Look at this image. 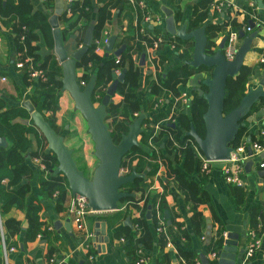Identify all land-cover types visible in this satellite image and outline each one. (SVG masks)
Returning <instances> with one entry per match:
<instances>
[{
    "label": "crops",
    "instance_id": "crops-1",
    "mask_svg": "<svg viewBox=\"0 0 264 264\" xmlns=\"http://www.w3.org/2000/svg\"><path fill=\"white\" fill-rule=\"evenodd\" d=\"M29 1L32 13L44 15L48 18L47 24L36 25V38L33 44L38 47L37 52L41 62H48L47 70L57 69L62 80V68L54 53L55 42L50 18L57 10H61V14L58 16L59 28L62 31L64 47L68 52H72L83 45L88 26L95 24L97 10L108 0H90L95 8L90 17H79L78 14L73 12L68 13L70 4L74 0ZM84 1L78 0L80 4ZM133 1L131 3L128 0H122V3L117 6L109 7L111 15L105 23L99 38L103 39L106 36L109 39L113 36L116 38L112 51L109 52L114 56H116L115 52L123 45L126 47L131 46L130 59L139 68L138 101L141 106L140 111L134 112L145 113L147 119H151V114L154 112H167L168 105L160 109L155 106L152 109L153 111L151 110L152 95L150 88L155 82L154 73L157 79L159 76L165 77L168 70L184 64L187 65L186 60L192 58L194 40H181L167 33L164 8L173 10L178 26L187 24L188 31L206 26L207 51L209 53H213L223 38L232 31H238L239 33L240 30H244L251 33L258 30V35L253 39L251 50L246 54L244 60V65L252 68L248 88L258 86L260 81L264 79V0H227V3L219 10L215 8L217 0H212L211 6H209L208 0ZM10 3L18 4L19 0H3L4 7H7ZM199 4L201 9L198 8L196 13L195 9ZM207 6H209V10ZM147 14L153 17L152 21L146 22L145 16ZM13 17V13L4 15L0 11V98L4 100L8 108H25L30 117L27 119L18 118L17 120L29 126L36 127L25 103L30 102L36 110L44 111L45 118L51 123L54 130L65 138L66 144L74 150L73 157L77 164L85 166V174L89 176L92 174L98 160L96 157H91L87 152L89 150V140L87 135L83 134V123L78 116L80 112L75 108L74 110L70 109V102L73 99L68 92H62L61 89L58 92V107L55 111L44 109L43 100L36 94L40 84L30 79V77L25 81L24 73L26 70L19 69L16 66L18 52L15 46L16 33L13 30L16 22L11 23ZM249 20L254 22V30H247ZM159 36H164L165 39L158 44L156 50H153V45L146 39H151L154 43ZM106 44L103 45L102 53H100L101 56H104L103 58L109 55L105 50ZM241 44L242 40L238 38V47ZM186 54H190L191 57L186 59ZM143 55H145V59L142 64ZM26 57L32 58L34 62V56L25 55L23 58ZM79 64L77 73L78 81L81 82L87 69L79 66ZM189 67L191 75L185 87H182L179 93L182 90H189L192 104L179 114L190 115L195 99L203 98L194 88L201 87L203 90H207L206 87L199 86V83L204 78L211 76V69L209 68L196 69ZM87 68L93 72L85 77L86 82L93 74H96L95 71L97 70V67L93 65H89ZM39 69L44 72V69ZM149 75L150 79L148 78ZM154 97L156 99V96ZM123 100L124 96L117 89L112 104H119ZM112 104L107 108L106 123L115 142H119L121 134L128 131L129 124L134 120H131L132 112L127 117L121 112L112 110ZM245 123L246 134L242 139L246 138L248 141L251 138V141H257L263 138L260 136V132L264 130V100H261L255 106L254 111L245 119ZM153 125H155L153 122H150L149 125L143 124L144 131L151 132L152 136L147 144L141 143V147L151 155L146 160L144 170L137 171L145 175L144 178H140L144 193L133 192V197L141 199L139 202H142V206L138 205V212L133 211L132 216L127 215V217L130 216L132 226L125 223L127 217L121 219L117 216L123 213L120 207L122 202L119 204L118 210L92 212L87 217L88 229L93 237L97 232L96 223L106 224V234L109 237L107 243L94 242L93 237L85 242L83 241L84 234L76 230L73 219L67 211L72 193L64 175L58 174L63 177L66 185L64 199L60 200L61 193L59 191H52L42 186V179L46 178L47 174H42V170H40L38 162L35 160L42 161L44 157H52L54 154L48 150L47 140L37 127V132L27 133L29 144L23 152L25 159L19 164V166H27L21 184L29 185L26 204L40 208L39 221H37L39 222L38 225L40 224L41 232L35 235V228L31 226L25 208L13 205L5 213H1L0 210L1 264H133L136 251L130 252L125 249L128 240L124 227H134L132 217L150 220L152 216L151 208L155 199L157 222L160 218H164L165 224L162 232H157L156 227H152L153 248L141 246L144 254L149 257L150 264H159L160 234H164L166 240L164 250L172 258L171 264H195V262L186 261L184 257L178 254L176 247L178 245L195 253L197 255L196 261L199 260L201 264H218L217 259L211 258L212 253L215 252L213 251L215 242L219 238V234L223 236V245L217 251L218 253L223 248L229 233L238 236L236 240L238 250L244 251L243 254L238 252L236 264H264L262 257L264 254V172L259 173L264 169L259 166L260 162L264 160V151L253 155L252 158L255 163L248 171L245 166L251 157L245 160L242 172L245 181L243 186H237L225 180L222 171L223 164H215L208 174L199 172L196 165L191 164L190 167H184L182 162L178 165L201 192L202 202L197 206V210L201 213V224L200 228L197 229L193 223L191 205L187 202L178 180L170 172L168 163L164 160V156L167 155L170 159H173V155L168 154L164 149L165 140L160 135L161 131L154 130ZM169 125L177 126V124ZM6 140L8 141L7 147H9L11 142L7 138ZM195 147H198L197 144ZM153 152H155V155ZM33 153H37V156L32 155ZM137 161L135 159L130 164L131 169ZM52 175L56 174L53 172ZM4 182L9 189L10 184H8V181L5 180ZM56 192H59L58 196L55 195ZM161 201L165 212L161 210ZM148 213H150V217H148ZM172 219L182 224L181 229L172 223ZM7 221H13L14 226L4 225ZM182 230H186L190 234V238ZM251 230L257 231L258 236L261 238V247L258 254L249 261L246 259V249ZM168 242H171L173 247H167ZM4 243L8 248L12 247L7 255H5ZM203 259L207 262L203 263Z\"/></svg>",
    "mask_w": 264,
    "mask_h": 264
},
{
    "label": "trees",
    "instance_id": "trees-1",
    "mask_svg": "<svg viewBox=\"0 0 264 264\" xmlns=\"http://www.w3.org/2000/svg\"><path fill=\"white\" fill-rule=\"evenodd\" d=\"M211 2L213 3L212 0H208V3L210 4L209 6H211ZM119 3H122V0H108L99 7L97 10V19L94 24V38L100 37L102 29L111 15L109 7L117 6ZM209 6H207L208 10ZM198 8L199 10L201 9L200 4L195 9L196 13L198 12ZM69 10H71L74 14H78L79 17H90L91 12H94L95 8L90 0H85L82 4H80L78 0H74L70 4ZM0 11L1 14L4 15L10 13L14 14V17L11 19V23L16 22L13 30L16 33L15 46L18 52L17 59L21 60L25 55H32L34 56L33 63L35 68L44 69L45 80H41V78H33V80L40 84L39 88L36 90V94L43 100V107L46 111H55L58 107L57 97L59 90L62 88V80L59 77L57 69L47 70L48 62H41V58L37 52L38 47L33 44L34 39L36 38V25L47 24L48 18L44 15L32 13L29 0H19L18 4L10 3L7 7H4L3 0H0ZM146 40H149L152 45L154 44L153 40L148 38ZM93 48L94 46L92 45L79 64V66L87 69L83 80L85 81V77L93 72L87 68L89 65L97 67V70L95 71L97 76V86L95 91H97L100 87L108 88V86L114 81L113 75L115 74V70L117 68H121L122 71L126 70L123 81L118 85V91L124 96V100L119 104H112L111 109L121 112L127 117L130 116L131 112L140 111L141 106L138 101V92L140 87L138 80L139 68L136 67L130 59L131 46H127L119 56L109 54L108 56H105V58H103L104 56H101V54L92 52ZM190 57V54L185 55L186 59ZM251 74L252 68L244 65L235 78H230L228 80L224 114H227L240 104L242 98L248 91V82ZM190 75V67L184 64L183 66L168 70L165 77L159 76L158 82L155 81L150 88V93L152 95L151 110L157 103V99H155L154 96L161 97L163 95H177L180 89L185 87ZM28 78L29 73L26 70L24 73L25 81ZM148 78L150 79V75ZM101 94L103 95L104 93L102 92ZM206 110V100L204 98H196L190 110V115L183 113L179 114L176 127L169 124L160 126V135L165 140L164 149L168 152V154L173 155V159H170L166 155L164 156V160L168 163L167 165L170 172L174 174L175 178L178 180V184L182 188L187 202L191 205V209L193 210V223L196 225L197 229L200 228L201 224V213L197 210L198 204L202 202L201 192L197 189V185L188 179L178 165L181 164V162L184 167H190L191 164L196 165L198 171L200 172V159L195 150L196 144L191 137L187 136V132L190 130L191 124H194L197 132L201 136H204L205 123L203 121V114ZM166 116L167 112L157 111L151 114V119L146 118L144 123L147 125H149L150 122L158 124ZM29 117L30 115L25 108H8L5 105L4 100L0 98V136L7 138L11 142L9 147H0V210L1 213H5L13 205L25 208L30 224L35 228V235H38L41 232L40 224L38 225V213L40 208L38 206L26 204V196L29 192V185L21 184V182L23 175L27 170V166H19L20 162L25 159L23 152L29 144L26 134L32 131H38L36 127L26 125L22 122H18L17 120L18 118L27 119ZM245 134L246 129L243 127L240 129L232 146L237 145ZM151 136V132L144 131L141 135V143L147 144ZM259 141H262V139L260 138ZM153 153L155 155V152ZM32 155L37 156V153H33ZM150 155L151 154L145 151L142 147L134 148L124 157L123 164H126L125 160L128 158L130 164L137 159L138 161L136 165H132V169L136 168L138 172H141L144 170L146 160L150 157ZM42 162L46 165V169L42 170V174H47V176H45L46 178L42 179V186L46 189L49 188L52 191H59L61 193L60 200L64 199L66 195V185L64 183V179L61 175H52L58 164L55 155L52 157H44ZM79 168L85 173V166H79ZM5 180L8 181V184H10L9 189L4 182ZM141 181V179H137L135 182L125 185L123 189L129 192H143L144 190L141 187ZM140 200L141 199H137L136 197L123 199L120 207L126 202L131 203L128 205L126 210H123V213H120V215L117 216L121 217V219L126 218L127 215L132 216L133 211H137L139 209L138 202ZM155 204L156 199L153 201V207L151 208L152 216L150 220H141L137 217H132L134 227H124L127 233L126 238L128 240L125 249L130 252L136 251L138 248H141V246H148L150 249L153 248L154 241L152 239V227H157L158 225ZM161 210L165 212L162 201ZM12 222L13 221H7L4 225L6 224L8 227L14 226ZM172 223L181 229V223L176 222L175 219H172ZM182 232L190 238V234L186 230H182ZM223 240V236L219 234V238L215 242L213 251L217 252L222 247ZM159 243L161 246L159 264H171L172 258L164 250L166 245L164 234L159 235ZM176 247L178 254L184 257L186 261L196 262L197 255L191 250L179 245Z\"/></svg>",
    "mask_w": 264,
    "mask_h": 264
},
{
    "label": "water",
    "instance_id": "water-1",
    "mask_svg": "<svg viewBox=\"0 0 264 264\" xmlns=\"http://www.w3.org/2000/svg\"><path fill=\"white\" fill-rule=\"evenodd\" d=\"M166 14L165 24L167 33L176 36L185 41L194 40L192 58L186 60V64L199 69L206 67L211 69V76L204 78L199 86L196 87L207 102V110L203 114L205 123V134L201 136L191 124L187 136L191 137L197 144L199 150L206 159L211 161H223L230 159V153L233 150L232 144L236 140L241 128L246 127L245 119L253 112L255 106L264 100V79L256 87H249L247 93L242 98L240 104L227 114H224L225 99L227 95L226 87L230 78H235L244 66L246 54L251 50L253 39L258 35V30H254V22L249 20L250 31H239V39L242 44L238 48L237 54L233 60H227L223 53L226 46L228 35L225 36L213 52L207 51L208 37L206 26L188 31L187 24L180 27L176 22L173 10L164 8ZM61 10L50 18V24L53 28V37L55 42L54 53L60 62L62 68V92H68L75 104V109L79 111L86 120L88 133L94 142V155L98 162L96 163L91 175L87 176L81 170L73 157L74 150L70 148L65 138L58 134L51 123L45 118V112L36 110L30 102L25 105L31 113L33 124L40 130L48 143L50 150L57 158L58 165L54 171L56 175H64L72 195H84L88 199V206L93 212L114 211L119 209V204L123 199L133 197L134 193L123 189L125 185L135 182L137 179L144 178L136 169L123 176L120 175V168L124 157L134 148L141 147L140 136L143 134V124L146 114L141 113L134 121L129 124L128 131L121 134L119 142H115L114 137L106 123L108 115L107 108L114 103V95L118 89L119 83L124 79L125 71L120 76L113 75L114 81L110 84L106 93L101 99L95 98L97 86V76L93 74L86 85L81 86L78 81L77 67L79 62L87 54L92 46L94 36V25H89L83 45L72 52L64 47L62 31L59 28L58 16ZM115 37H111L105 46L107 55L112 51ZM126 48L123 45L115 52L118 56ZM145 55L142 56L141 63H144ZM175 126V125H173ZM251 143V138L248 139ZM8 141L0 136V147H7ZM248 155L251 159L246 163L245 169L248 171L254 165L252 148H248ZM264 169L259 171L261 174ZM150 217V213H148ZM126 224L132 226L130 216L126 219ZM97 232L92 238L94 242L107 243L109 237L106 232V224L96 223ZM236 234L229 233L223 248L218 252V264H236L238 250ZM206 263V260H202Z\"/></svg>",
    "mask_w": 264,
    "mask_h": 264
},
{
    "label": "built area",
    "instance_id": "built-area-1",
    "mask_svg": "<svg viewBox=\"0 0 264 264\" xmlns=\"http://www.w3.org/2000/svg\"><path fill=\"white\" fill-rule=\"evenodd\" d=\"M128 1L131 3L134 2L133 0H128ZM216 2L217 4L215 5V8L219 10L222 9V7L227 3V0H217ZM68 13L71 14V10H68ZM145 20L146 22L152 21L153 17L150 14H147L145 16ZM247 30L250 31V28L248 27ZM238 38H239L238 31H232L228 34V40L225 48L223 49V53L226 56L227 60H233L235 58L239 48L237 45ZM108 39H109L108 36H106L103 39L94 38L92 41V45L94 46L92 51L98 54L102 53L103 45L105 43H108ZM164 39H165L164 36H159L153 44V50H156L158 44ZM16 66L19 69L27 70L30 79L41 78V80H45L44 72L41 69L35 68L32 58L30 57H26L24 59L18 60ZM122 73L123 71L121 68H117L115 70L116 76H120ZM154 80L158 82L155 73H154ZM86 83L87 82L83 80L80 82L82 86H85ZM107 89L108 88H103V87L97 89V91H95V98L101 99L103 97L101 93L102 92L106 93ZM156 99H157V103L155 104V106L157 108L159 107L158 109L168 105L167 116L158 124L153 125V128L156 131L160 130L161 125L177 124V115L182 111L188 109L192 104V97L189 90H182L179 94L175 96L163 95L161 97H156ZM169 106L171 107L169 108ZM139 115H140L139 112H132L131 120H134ZM260 136L263 137L262 141L259 140L251 141V143H249L246 138H243L237 145L232 146L233 150L230 153V159L223 161L208 160L205 158V156L199 150V148L195 147L197 155L200 159V172L202 174H208L212 171L215 164H223L222 171L224 173L225 180L228 183L235 184L237 186H243L245 183L244 178L242 177L244 162L248 157H250L248 155V148L249 147L252 148L253 155L264 151V130L260 132ZM35 161L38 162L40 170L46 169V165L41 160L36 159ZM125 163L126 164L122 163V166L120 168V175L123 176L129 175L132 170L128 159L125 160ZM259 166L261 168H264V160L260 162ZM55 195L58 196L59 192H56ZM130 203L131 202L124 203L121 206V210H126ZM138 205L142 206V202H139ZM67 211L70 214L71 218L73 219V223L76 230L81 231L84 234L83 241L86 242L88 241V239H91V237L93 236L88 229L87 217L93 211L88 206L87 197L80 194L77 195L71 194ZM164 224H165L164 218H160L158 225L156 227V231L162 232L164 229ZM0 225H1V218H0ZM2 236H3V232H2ZM167 247H173L172 243L168 242ZM260 247H261V238L258 236L257 231L251 230L249 232V243L246 249V259L249 261L252 260L258 254ZM4 250H5V255H7L8 251L12 250V247L8 248L4 243ZM217 257H218L217 252L212 253L211 255L212 259H217ZM262 257L264 259V254L262 255ZM134 259L135 260L133 264H150L149 257H147L144 254L142 248H138L136 250ZM195 264H201V262L197 260Z\"/></svg>",
    "mask_w": 264,
    "mask_h": 264
},
{
    "label": "rangeland",
    "instance_id": "rangeland-1",
    "mask_svg": "<svg viewBox=\"0 0 264 264\" xmlns=\"http://www.w3.org/2000/svg\"><path fill=\"white\" fill-rule=\"evenodd\" d=\"M74 108H75V106H74V102L73 101H71L70 102V109H72V110H74ZM76 112V111H75ZM79 115V117H80V119H81V121H82V126H83V128H84V131H83V134H85V135H87V137H88V144H89V150H87V152H89V155L91 156V157H95V155H94V151H95V148H94V142H93V140L91 139V136H90V134L88 133V127L86 126V121H85V119L82 117L81 118V114L80 113H78Z\"/></svg>",
    "mask_w": 264,
    "mask_h": 264
}]
</instances>
